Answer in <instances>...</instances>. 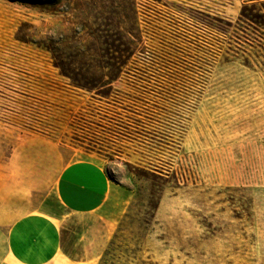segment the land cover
I'll return each instance as SVG.
<instances>
[{
	"label": "rangeland",
	"instance_id": "1",
	"mask_svg": "<svg viewBox=\"0 0 264 264\" xmlns=\"http://www.w3.org/2000/svg\"><path fill=\"white\" fill-rule=\"evenodd\" d=\"M87 158L117 191L72 214ZM0 181L72 264H264V0H0Z\"/></svg>",
	"mask_w": 264,
	"mask_h": 264
},
{
	"label": "crops",
	"instance_id": "2",
	"mask_svg": "<svg viewBox=\"0 0 264 264\" xmlns=\"http://www.w3.org/2000/svg\"><path fill=\"white\" fill-rule=\"evenodd\" d=\"M19 186L0 181V229L5 230V264H72L62 251L63 218L30 206ZM61 203L72 214H94L117 185L94 159H78L62 168L55 184Z\"/></svg>",
	"mask_w": 264,
	"mask_h": 264
}]
</instances>
